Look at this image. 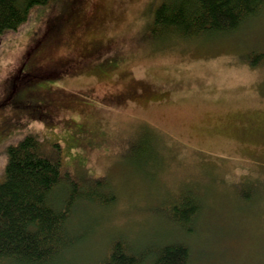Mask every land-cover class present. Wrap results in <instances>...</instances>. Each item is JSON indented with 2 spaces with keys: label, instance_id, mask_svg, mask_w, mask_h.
<instances>
[{
  "label": "rangeland",
  "instance_id": "obj_1",
  "mask_svg": "<svg viewBox=\"0 0 264 264\" xmlns=\"http://www.w3.org/2000/svg\"><path fill=\"white\" fill-rule=\"evenodd\" d=\"M156 5L56 0L0 36V181L7 147L38 133L88 191L116 198L75 206L81 238L52 264L101 262L118 238L133 252L184 242L190 264H264V10L233 33L152 39ZM47 56L66 59L63 75L26 77ZM11 84L59 97L32 116L7 100ZM186 198L201 208L192 234L170 217Z\"/></svg>",
  "mask_w": 264,
  "mask_h": 264
},
{
  "label": "trees",
  "instance_id": "obj_2",
  "mask_svg": "<svg viewBox=\"0 0 264 264\" xmlns=\"http://www.w3.org/2000/svg\"><path fill=\"white\" fill-rule=\"evenodd\" d=\"M157 1L148 26L151 31L148 36L152 39L233 33L264 10V0ZM55 3L56 0H0V36L18 30L31 18L32 11ZM66 20L67 16L60 15L55 24L47 27L49 30L58 28L49 48L58 43ZM63 58L57 66L49 63L53 62L49 56L36 59L26 77L56 79L58 75L60 78L67 69ZM52 88L40 95L41 99L31 100L35 93H23L21 85L11 84L7 88V100L15 108L31 109L29 115L36 109L38 113L32 116H47L49 107L59 97ZM70 99L61 98L59 109L73 101ZM6 152L8 162L4 179L0 181V262L52 264L74 248L81 238L71 224L75 206L92 200L109 206L107 204H113L116 198L105 199L97 192L88 191L82 178L64 171L59 150L48 153L38 133L24 135L17 144L9 145ZM200 209L198 199H182L175 204L170 217L180 230L192 234ZM190 258L191 249L184 242H161L160 246H147L133 252L124 238H118L106 258L95 264H190Z\"/></svg>",
  "mask_w": 264,
  "mask_h": 264
},
{
  "label": "bare ground",
  "instance_id": "obj_3",
  "mask_svg": "<svg viewBox=\"0 0 264 264\" xmlns=\"http://www.w3.org/2000/svg\"><path fill=\"white\" fill-rule=\"evenodd\" d=\"M29 57V55H27Z\"/></svg>",
  "mask_w": 264,
  "mask_h": 264
}]
</instances>
